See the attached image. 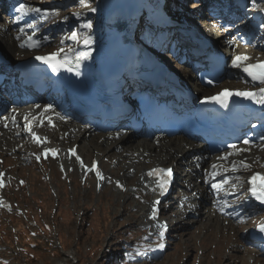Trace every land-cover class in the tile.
<instances>
[{
    "label": "rangeland",
    "instance_id": "obj_1",
    "mask_svg": "<svg viewBox=\"0 0 264 264\" xmlns=\"http://www.w3.org/2000/svg\"><path fill=\"white\" fill-rule=\"evenodd\" d=\"M15 1L4 0L3 6H0V25L4 27L1 34L5 35L4 30L11 21L19 20L21 26L28 29L27 32L31 35L36 34L41 38L48 36L49 40L44 39L37 48L18 57H11L4 51L10 65L18 58L28 57L31 53L58 51L75 43L69 41L70 33L76 31L81 25L70 24L66 20L71 16L73 9L85 8L79 4V0L69 2L68 0H31L30 2L20 0L14 6ZM54 1L57 3L50 5ZM22 3L33 8L39 7V3H48L45 6L46 12L58 13V15L50 14L47 19L43 15L37 16L34 12L22 16L16 11ZM88 3L91 4V2ZM205 3V0H169L170 12L179 19H188L191 10L198 11L196 9L198 6L204 8ZM244 18L245 24L251 18V14L245 13ZM29 24L33 27L29 28ZM146 32L147 28L140 26V36H144ZM149 33L152 36L155 34ZM256 34L252 36L246 26L235 38L237 47L245 51L249 58L264 56V50L260 48L262 44L260 30H257ZM232 35L234 38L233 33L230 37ZM8 36L10 37L7 35L5 38L9 40ZM9 43L11 44V41ZM256 45L259 46L257 49ZM223 80L225 84L228 82L226 75ZM8 81V79L3 80L5 88L9 86L12 90L16 89V85H10ZM30 104L26 106L32 108ZM23 106L22 104L20 107ZM28 108L24 107L29 114L32 113ZM8 109V106L1 109V122L6 121ZM41 115L40 118L45 117L44 113ZM4 117L5 119H2ZM40 118L36 123L37 126L41 123ZM55 119H57L55 125L50 123L48 126L53 128L54 134L52 131H49V134L48 131L41 130L40 142H34L26 134L25 136L20 134L18 139L14 137L15 142L9 140L6 132L9 124H0L1 128L3 126V134H0V170L5 171V178H7L1 190L2 196L9 199L14 209L19 210L9 211L0 207V264H69L71 263L67 257L69 252L76 256L77 262L74 264H264V249L254 245L247 238L248 228L259 221L264 214L244 201L248 195L246 180L249 170L253 166L251 171L264 170V153L256 157L253 164L243 160L247 161L250 167H240L235 172L228 170L223 175H218L217 180L212 179L213 183L215 181L220 183L224 179L229 181L219 193L212 186L209 188V184L203 183L205 177L214 178L212 167L209 166L206 174L203 167L204 174H202L195 157H187L181 168L186 171L184 180L190 186V190L187 198L186 195L182 196L180 190H177L163 204L166 217L164 218L174 223V229L166 239H161L157 237L155 230L152 231V224L156 228L158 221L148 218L152 199L148 204L141 197L138 188L136 189L137 179L134 177L127 182L125 177L134 176L132 166L134 161L140 160L142 167H145L138 170V175H142L146 169L156 164L173 165V160L166 161L168 159L166 155H163V159L150 161L149 157H146L144 160L145 154L139 155L138 150L135 149L109 156L108 152L112 150L113 144L109 143L110 140L107 141L108 144L104 142L118 133L116 131L119 129H116L110 132L111 135L97 138L101 153L87 142L88 138L75 143L79 153L85 159L83 165L88 167L90 158L96 156L100 160L105 175L108 176V178L103 176V181L94 182L90 174L80 173L82 170L85 171V167L83 169L78 160L80 170L73 171L70 161L65 160L63 156L55 159L51 157L37 159L38 156L33 157L29 154L31 152L38 154V148L46 144L55 145L60 149L73 145L72 141L78 137V134L73 131L72 133L70 126L58 127L60 123L67 124V121L72 119L79 125L82 124V127L86 124L84 120L64 116L62 113ZM47 120L44 118V122ZM17 124H10V126L15 129ZM69 131L71 137H68ZM94 132L96 135L106 134L96 130L91 131V133ZM137 136L144 137L142 134ZM155 136L158 135H151L157 138ZM176 137L179 138V136ZM176 137L173 136L177 139ZM165 138L172 139V137ZM19 140L21 143H18ZM194 143L196 146L200 144L198 141ZM243 147L241 145L237 148ZM250 148L264 149V140ZM182 151L179 153L183 154ZM226 153L229 152L205 156L207 160H217ZM174 156L177 157L176 154ZM239 156L242 155L233 154L228 156L227 160L221 161L226 168H229L232 162H236L233 158ZM64 162L67 163V169L63 166L62 171L59 165H65ZM182 169L177 170L178 176H182ZM117 180L123 181L121 184L124 185L125 190L120 191L115 187ZM198 189L202 190L201 196L197 198L201 202V209L200 216L194 217L193 210L190 214L184 208L191 209L194 197L198 196ZM210 191L216 192L211 197L221 202V205L214 210L213 203L208 199ZM220 194L223 198L217 199L216 197ZM173 196L183 201L181 200L179 208L176 204L173 211L168 212L171 209L168 208V204L173 203ZM223 202L231 203L234 208L228 209L226 212L229 214L228 217L220 218L222 216L218 217V209L223 207ZM206 214L211 217H207ZM241 217L244 218L243 222H239ZM164 218H161V221ZM27 223L32 225L27 226ZM160 244H163L162 248L159 247Z\"/></svg>",
    "mask_w": 264,
    "mask_h": 264
},
{
    "label": "bare ground",
    "instance_id": "obj_2",
    "mask_svg": "<svg viewBox=\"0 0 264 264\" xmlns=\"http://www.w3.org/2000/svg\"><path fill=\"white\" fill-rule=\"evenodd\" d=\"M3 1L4 0H0V6L3 4ZM20 0H16L15 1V4H18ZM31 0H29L30 2ZM55 3H57L56 1L50 3V5H55ZM48 3H39V7L37 8H40L41 10H45V6H47ZM3 6V5H2ZM47 8V7H46ZM198 11H195V10H191L190 11V14H189V20H192V19H195L197 18L198 15L201 14V7H197L196 8ZM37 14V13H36ZM198 20H201V19H198ZM68 23L70 24H73L74 20L73 18L69 17L67 20H66ZM86 23V22H84ZM247 27L249 28V30L252 31V33L256 34L257 31L255 29V27L253 26L252 22H248L247 24ZM1 25H0V50L2 52H6L9 56L11 57H18V56H22L24 54H26L30 48H26V47H20V44L26 40L29 36H32V38L36 41L39 42V44L44 40H49V37L48 36H45L44 38H41L40 36L36 35V34H33L31 35L30 32H27L28 29H25L24 33L21 34L19 29L22 28L21 24H20V21H11L10 22V25L7 26V29L4 30L5 31V35L1 34V30H3ZM240 30V29H238ZM250 31V32H251ZM74 32H77L78 33V39L84 35L86 32H84L83 30H80V29H76V31ZM4 33V32H3ZM155 34L152 36L150 35L149 32H147L146 35H144V37H142V40L148 44L151 48H153L154 50H157L159 52V46H158V43L160 42V39L161 37L163 36V33L162 32H154ZM7 35H10V41H11V44L9 43L10 41L5 38ZM71 35V33H70ZM20 36L21 39H17V37ZM141 37V36H140ZM230 40V45H233V50L234 51H238L237 50V43L233 40V39H229ZM258 40V39H257ZM76 42V41H74ZM65 44V43H64ZM259 46L256 45V49L258 48ZM262 47V46H261ZM260 47V48H261ZM37 48V47H35ZM241 50V49H240ZM241 53V51H238ZM46 53V52H45ZM31 55H33L31 53ZM30 56V55H29ZM28 56V57H29ZM7 57V56H6ZM26 57V56H25ZM25 57H21V58H18V60L22 59V58H25ZM9 59V58H8ZM173 64V63H172ZM174 68V70H181L182 72V77L185 78L186 80H188V82L193 85L196 82L195 78H192L190 75H188L187 73V69H181V66L179 65H174L172 66ZM1 69H2V72L5 73V74H8V78L10 79H13L14 80V77H11V75L14 73L13 72V66L8 64V65H3L1 66ZM226 75L228 76V82L224 85H221L223 87H227L228 85H230L231 88H239V87H243V84H242V79H241V73L240 72H237L235 71V67H231L229 66L228 70L226 71ZM16 80V79H15ZM3 83V82H2ZM1 81H0V108H5L6 106L9 107L8 109V116L6 117V123L10 124L11 122H17L18 123V128L17 129H13V128H6V130H9L8 132V136H9V140H12L15 142V138L14 137H20L19 135L23 133V131H25V127H24V124H26L28 118H32V117H35V114L34 113H28V111L26 109H24V106L23 107H20L22 105L23 102H25V100L23 98H21V92H15L16 93V96L13 98V101H11V99H8L7 97V92L8 91H12V88H10L9 86L5 88H3V85H2ZM221 84H223L221 82ZM17 90V89H16ZM216 90L213 89L210 93H214ZM27 92H30L29 90ZM9 93V92H8ZM38 106H41V105H38ZM51 107L52 108H58L59 107V103L56 102V101H53L51 103ZM18 109V110H17ZM21 109V110H20ZM47 109V108H45ZM49 111L47 110L46 113H48ZM15 113V114H14ZM14 114V115H13ZM22 115V117H21ZM65 115L66 116H69V117H73L72 114H68L65 112ZM23 116H27V119L26 121L22 120L23 119ZM42 116V115H41ZM45 116V115H44ZM62 119V118H61ZM25 122V123H24ZM0 123H2L0 121ZM56 123V121H55ZM28 124V123H27ZM58 124V123H57ZM60 128L61 126L63 127H67V126H70V130L71 132H75V134H78V137L75 138L72 142L73 144L77 143L78 141H81L83 139H87V142H90L94 147L95 149L98 150V153H101V148L99 147L98 145V142H97V138L99 139V137L102 136H106L108 135L107 133L106 134H95L96 132L94 133H91V131L93 130V127L91 124H86L84 125L83 127L81 125H79V123H77L75 120H68L67 121V124H65V122H62L59 124ZM129 127V125H128ZM1 128V127H0ZM3 128V126H2ZM41 128L42 130H46L49 131L51 130L45 123H43L41 125ZM1 130V129H0ZM130 131L126 134L125 131H118V133H116V135L114 137H111L110 139L108 138V140H105L104 144H108L107 141L110 140V144L112 145L113 144V148L110 152H108V155L111 156V155H114L115 153H120V152H129V151H133L134 149L135 150H138L139 152V155H142L143 156V153L145 154V157H143V159L145 160L146 157H149L150 161L152 160H155V159H163V155H166L168 157V159L166 161H168L169 159L173 160L174 164L172 166H174V168L176 169H181V167L183 166V161L187 158V157H195V160L198 162V165L200 166V169L199 171L204 174V170H203V167H205V174L207 173V170L209 169V166L212 167L213 164H217V169L216 171L218 170V175L221 176L223 175L224 173H226L228 170H231V167H229L227 169V171H225V169L223 168V166L221 165L223 161H221L220 159H217V160H214V159H209L207 160V155L208 154V150L207 148L204 146V145H201V146H196L195 143L188 137H176L177 139L173 138L171 140L169 139H166V138H162L161 135H159L157 138H145V137H139L138 136L136 137V135L138 134L137 132L135 131H132L131 129H129ZM53 132V131H52ZM69 131L68 133V137H71L69 136V134L71 133ZM72 132V133H73ZM0 134H3V131H0ZM50 134V133H49ZM54 134V132H53ZM52 134V136H53ZM4 136V135H3ZM59 137V135H58ZM262 137L264 138V133L262 134ZM1 138V137H0ZM18 139V138H17ZM104 139V138H103ZM20 141V140H19ZM71 141V140H70ZM33 142V141H32ZM70 142V143H72ZM84 142V141H82ZM101 142V141H100ZM69 144V143H68ZM89 144V143H88ZM90 145V144H89ZM102 145V144H101ZM254 146V144H251ZM72 146V145H71ZM252 146V147H253ZM33 147H35L33 145ZM103 147V145H102ZM32 148V147H31ZM80 148V147H79ZM111 148V147H110ZM183 150V151H182ZM185 150V151H184ZM184 152L183 154L179 153V152ZM262 153H264V149H253V148H250V147H246V148H242V150L240 151V154H242V156H239L237 157L236 161L239 162L240 160H247V161H250L251 164H253L256 160V157H259ZM41 154V153H40ZM58 158L60 157H64L65 160H68L70 161L69 163H71V165L73 166V171L75 170H80L78 168L79 164L77 162V160H75L70 154H68L66 151H64L63 153H58ZM174 154H176L177 157L174 156ZM42 155V154H41ZM99 155V154H98ZM103 156V155H102ZM214 156V155H213ZM140 157V156H138ZM241 157V158H240ZM207 158V159H206ZM218 158V157H217ZM229 158V157H228ZM234 159V158H233ZM142 160V159H141ZM143 160V161H144ZM65 163V162H64ZM134 164L132 165L133 166V171H134V176L132 178L126 176L125 177V181H130L131 179H137V183H135L136 185V189L138 188L139 192L141 193V197H143V199L145 201H147V203L149 204L150 203V200L152 199L150 205H153V200H154V197L156 196L154 194L153 191H151V186L153 185L150 177L146 174V171H144L142 173V175H140V177H138V173L139 171L138 170H141L142 168H145V167H142V164H140V160H137L136 162L134 161L133 162ZM62 164V163H60ZM221 166H220V165ZM226 164V163H225ZM64 166V169L66 168L67 169V163H65V165H62ZM69 166V165H68ZM131 167V166H130ZM210 167V169H211ZM254 167V166H253ZM253 167L249 170V172H252L251 170H253ZM63 168V167H62ZM197 169V168H196ZM132 170V169H131ZM147 170V169H146ZM80 172V171H79ZM84 173L85 175L87 174H90V176L92 177V179H94V182H98L99 181H103V179H100L99 177H95L91 171H81L80 173ZM218 175H216V178L218 177ZM102 177L104 176V174L101 175ZM121 176V175H120ZM7 179V178H6ZM203 179V177H202ZM206 179V177H205ZM204 180V179H203ZM118 181V180H117ZM205 183H208L210 185V183H213L212 179H207L206 181H204ZM120 183L123 184V181L120 180ZM247 185H248V181H247ZM246 188V187H245ZM117 189V188H116ZM212 192H210L211 194ZM233 194V193H231ZM230 195V194H229ZM196 200V199H195ZM194 201V200H193ZM245 203H251V199L250 197H246V199L244 200ZM234 204V203H233ZM236 205V204H235ZM251 205V204H250ZM139 206V205H138ZM246 206V205H245ZM226 207L228 209H233L234 206L230 203V204H226ZM247 207V206H246ZM251 207V206H249ZM253 207V205H252ZM138 209V207L136 208ZM194 217H198L200 216L199 215V210L201 209V202L199 200L197 201H194ZM223 209V211H226V209L224 208H221ZM219 209V210H221ZM251 209V208H250ZM150 212H151V209H150ZM189 215V214H188ZM207 215V214H206ZM210 216V215H209ZM207 215V217H209ZM215 216V215H214ZM211 217V216H210ZM198 221V220H197ZM199 222V221H198ZM152 231L155 230V227L153 226L152 224ZM157 234H158V230L155 231ZM63 264V263H61Z\"/></svg>",
    "mask_w": 264,
    "mask_h": 264
},
{
    "label": "snow or ice",
    "instance_id": "obj_3",
    "mask_svg": "<svg viewBox=\"0 0 264 264\" xmlns=\"http://www.w3.org/2000/svg\"><path fill=\"white\" fill-rule=\"evenodd\" d=\"M253 3L255 4V0H253ZM79 4L82 7L89 8L90 10L95 11L94 8H91V5L88 3V0H79ZM16 11L18 13H20L22 16L28 15L29 13H33V12L34 13H41L42 12V10L40 8L29 7L28 5L23 4V3L20 4L18 8H16ZM50 14L51 15H58V13L44 12L43 17L45 19H47V16ZM28 27L31 28V27H33V25L29 24ZM83 27H85L87 29H91L92 24H91V22H88L87 24H84ZM19 31L21 34H23L25 29L22 27L19 29ZM69 38L71 40L79 43L77 32H72L71 36ZM17 39L19 40V39H21V37L18 36ZM90 43H91V38L86 37L84 39V44L88 45ZM38 46H39V42L34 40L32 38V36H29L26 40H24L20 44V47H28V48H35ZM69 51H72V49H69ZM62 54H63V56H62ZM90 55H91L90 52L79 53L78 56L76 57L77 66H79V64L82 60L88 59ZM36 59L40 60L46 64H49L52 67L53 71H57V69L60 67L67 68L68 71H72V68L70 67V61H69L68 55L66 53H64L63 48L59 49L57 52L51 53L48 56H37ZM249 59L250 58L246 54H238V55L233 57L232 66L235 68L242 69L245 73H247L248 76H250L252 78L253 81L258 80L261 84H264V64H248L247 61ZM76 74L79 75V72H77ZM208 83L212 84L213 82L211 80H209ZM233 96L241 97L243 99L251 100L254 103L264 105V87L259 88L258 91H256V92L246 91V90L245 91L230 90V89L225 88L221 92L217 93L216 96L207 97L206 99L211 100V101H216V102L222 104L223 106H227L226 101L231 99ZM50 108H51V106H48V108L45 109V111L49 110ZM33 136L37 140V142H40L39 137H35V134H33ZM244 143L248 144L249 141L245 140ZM229 147H231L234 151L226 153L224 156L219 157L218 159L227 160L228 156H231L233 154H238L241 151L234 144L230 145ZM49 151L53 155L56 154V150H54V149H46V152H49ZM73 155H75L74 150H73ZM37 159H39V157H37ZM76 159L80 160V157L77 156ZM81 166L84 167L83 161H81ZM217 167L218 166L216 164L212 165V169H213L212 175L213 176H216L219 174L217 171H215L217 169ZM240 167L248 168V167H250V165L246 164L244 161H240V162L234 161L231 164V170L233 172L238 171ZM93 168H95V164H93ZM225 171H227V169H225ZM3 175H4L3 173H0V177H3ZM148 175L149 176H159V178H160L159 187L161 189V195H163L167 191V187H168L169 183L171 182L172 170L171 169H160V168L152 169L148 173ZM97 176L100 179H103V177L100 175V173L98 171H97ZM228 182L229 181L227 179H224L220 183H213L212 188L217 193H219L221 191V189L223 188V186L228 184ZM248 182L251 185V187L248 190L251 192L252 196H254L261 203H264V176H262L259 173L254 174ZM21 183H23V182H21ZM117 185L120 186L119 182H117ZM2 187H4V182L2 179H0V188H2ZM158 204H159V201H156L155 204L153 205L152 216H151V218L153 220L157 219V216H158L159 209L156 206ZM0 206L9 207L8 205L4 204L2 200H0ZM221 211H223V209H221ZM243 219L244 218L241 217L239 222H243ZM160 228H161V231H160L159 235L161 238H163L165 225H160ZM258 228H259L260 232H264V222H261L258 225ZM159 247L162 248L163 244H160Z\"/></svg>",
    "mask_w": 264,
    "mask_h": 264
}]
</instances>
